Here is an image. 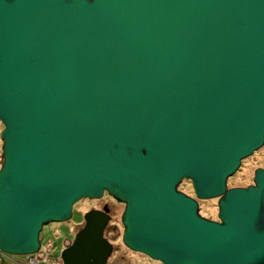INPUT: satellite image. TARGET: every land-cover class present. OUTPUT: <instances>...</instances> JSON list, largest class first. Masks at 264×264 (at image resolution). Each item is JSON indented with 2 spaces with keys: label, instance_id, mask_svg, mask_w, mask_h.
I'll list each match as a JSON object with an SVG mask.
<instances>
[{
  "label": "water",
  "instance_id": "1",
  "mask_svg": "<svg viewBox=\"0 0 264 264\" xmlns=\"http://www.w3.org/2000/svg\"><path fill=\"white\" fill-rule=\"evenodd\" d=\"M0 124L1 251L105 193L129 250L264 264V169L226 186L264 142V0H0ZM81 218L59 264H105L107 205Z\"/></svg>",
  "mask_w": 264,
  "mask_h": 264
},
{
  "label": "rangeland",
  "instance_id": "2",
  "mask_svg": "<svg viewBox=\"0 0 264 264\" xmlns=\"http://www.w3.org/2000/svg\"><path fill=\"white\" fill-rule=\"evenodd\" d=\"M2 125L0 124V129ZM1 144V141H0ZM256 167H264V142L262 145L253 151L250 155L240 160L238 168L226 178V186H244L251 183L252 171ZM177 188L184 193H191V188L188 180L179 183ZM215 198L203 199L200 203V215L216 219L215 213ZM103 204L108 207L110 219L105 227L104 235L113 245L105 264H161L157 260H153L144 254L134 252L127 249L120 242L121 225L119 215L122 210V203L115 201L106 194L96 199L81 198L74 204L71 216L64 222H50L42 226L38 233L40 241V251L44 257L54 259L63 245L72 237L73 232L80 227L82 223L81 215L89 208H100ZM76 211V212H75ZM12 256L14 260H20L21 256L16 254H7ZM43 257V258H44ZM2 264H15L5 258ZM38 264H50L44 259H41Z\"/></svg>",
  "mask_w": 264,
  "mask_h": 264
},
{
  "label": "built area",
  "instance_id": "3",
  "mask_svg": "<svg viewBox=\"0 0 264 264\" xmlns=\"http://www.w3.org/2000/svg\"><path fill=\"white\" fill-rule=\"evenodd\" d=\"M39 249L34 253H26V254L20 255L21 256L20 260H14L11 258L12 257L11 255L7 256L8 253H5L0 250V264H2L5 258L9 259L11 262L15 264H38L39 261L44 258L47 262H50V264H55V259H49L48 257H44V255L42 254V251H40Z\"/></svg>",
  "mask_w": 264,
  "mask_h": 264
},
{
  "label": "flooded vegetation",
  "instance_id": "4",
  "mask_svg": "<svg viewBox=\"0 0 264 264\" xmlns=\"http://www.w3.org/2000/svg\"><path fill=\"white\" fill-rule=\"evenodd\" d=\"M260 168H262V169H264V167H260ZM250 184V183H249ZM179 185V184H178ZM248 185V184H247ZM245 186V185H244ZM187 195H189V196H192L193 197V194H192V192L191 193H186ZM216 199V198H215ZM196 201H197V205H198V212H199V214H200V203L202 202V200H200V199H196ZM216 208V207H215ZM109 214V213H108ZM110 216V215H109ZM214 220V219H213ZM112 247H113V245H112ZM125 247V246H124ZM128 249V248H127ZM135 252V251H134ZM137 253H139V252H137ZM142 254V253H141ZM55 259V264H59L60 263V260H59V258H58V256L56 257V258H54Z\"/></svg>",
  "mask_w": 264,
  "mask_h": 264
},
{
  "label": "trees",
  "instance_id": "5",
  "mask_svg": "<svg viewBox=\"0 0 264 264\" xmlns=\"http://www.w3.org/2000/svg\"><path fill=\"white\" fill-rule=\"evenodd\" d=\"M186 181V180H185ZM182 182H184V180H181V182L180 183H182ZM103 194H105V193H103ZM74 204L75 203H73V205H72V207H74ZM73 209V211H74V208H72ZM72 211V210H71ZM76 212V211H75ZM60 223V222H59Z\"/></svg>",
  "mask_w": 264,
  "mask_h": 264
}]
</instances>
